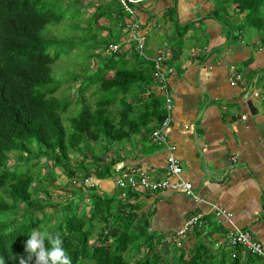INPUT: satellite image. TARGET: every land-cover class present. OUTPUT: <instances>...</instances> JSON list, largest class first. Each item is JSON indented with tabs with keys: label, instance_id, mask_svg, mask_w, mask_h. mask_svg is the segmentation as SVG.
I'll return each instance as SVG.
<instances>
[{
	"label": "trees",
	"instance_id": "trees-1",
	"mask_svg": "<svg viewBox=\"0 0 264 264\" xmlns=\"http://www.w3.org/2000/svg\"><path fill=\"white\" fill-rule=\"evenodd\" d=\"M82 4L83 0H0L3 264H19L21 256L27 260L25 247L31 232L48 231L51 221L52 233L61 238L72 264H152L155 237L148 233V219L137 208L120 203L117 194H85L80 186L71 191L63 186V193L70 195L72 202L67 197L66 203L56 210L48 200L50 190L58 188L51 180L56 169H63L69 179L81 173L85 177L109 179L115 167L125 163L126 150L144 145L151 130L164 119L163 97L151 90L152 61L138 52L128 57L124 48L117 53L108 50L110 44L121 38L126 14L123 10L115 12L110 1L90 19L83 20ZM232 5L242 16L239 19L243 31L242 23L253 32L264 30V0H218L215 11L225 18ZM104 20L109 26L100 27ZM116 30L118 36L114 35ZM103 32L106 36H102ZM260 40L258 44L264 50V35ZM88 45L90 49L81 51ZM97 50L109 52L100 58L96 71H87L79 88L81 98L71 97L82 105V111L72 119V127L67 131L61 115L70 103L56 96L62 83L53 76V70L62 56L77 60L81 52L85 54L84 61L76 65L86 69L91 59L99 57ZM76 65L67 82L76 79ZM263 81L258 80L257 85L264 89ZM89 89L91 96L97 98L93 108L86 104ZM113 107L119 109L116 115L112 113ZM42 158L50 162L49 167L39 162ZM44 194L47 199L43 200ZM86 195L91 202L87 220L74 200ZM34 211L42 213V218L34 216ZM45 248H50L47 241ZM211 251L210 246L200 244L188 260L181 252L170 264L228 263L227 252L215 256ZM253 258L250 262H254ZM239 261L237 256L232 264ZM28 264H36V257Z\"/></svg>",
	"mask_w": 264,
	"mask_h": 264
},
{
	"label": "crops",
	"instance_id": "crops-1",
	"mask_svg": "<svg viewBox=\"0 0 264 264\" xmlns=\"http://www.w3.org/2000/svg\"><path fill=\"white\" fill-rule=\"evenodd\" d=\"M217 2L148 0L137 10L147 34L145 55L151 60L162 52L174 66L175 73L169 76L173 116L165 135L175 146L181 177L204 202L183 193H151L141 188L131 193L128 202H119L145 214L148 233L157 239L201 214L207 223L188 232L190 246L186 240L182 253L203 239L201 244L210 246L212 255L229 254L227 264H232L227 234L235 229L249 232L262 245L263 255L240 252L238 264H264V103L257 85L264 80V50L257 38L244 39L238 23L242 16L235 6L224 18L215 11ZM173 38L181 45L175 46ZM235 72L242 80L231 86ZM248 102L256 115L251 114ZM146 141L133 151L126 150L128 157L119 165H143L152 177H162L168 152ZM234 156L236 161H232ZM94 178L99 194L118 196L113 176ZM216 209L230 212L231 221L218 222Z\"/></svg>",
	"mask_w": 264,
	"mask_h": 264
},
{
	"label": "built area",
	"instance_id": "built-area-1",
	"mask_svg": "<svg viewBox=\"0 0 264 264\" xmlns=\"http://www.w3.org/2000/svg\"><path fill=\"white\" fill-rule=\"evenodd\" d=\"M146 1L148 0H118L121 9L126 14V24L122 29L123 35H128V43H134L136 51L141 56L145 55L147 34L143 31L137 8L142 2ZM123 48L122 44L117 42L110 44L108 50L112 53H117ZM151 61L154 66V86H152L151 90L158 91L163 97L164 119L151 130L147 140L150 145L162 146L168 152L164 166V175L159 178H154L149 173L148 168L143 165L138 167L135 165H117L112 175L114 178V186L119 190L117 197L121 202H128L132 198L130 197L131 193L135 194L141 188L151 193H161L164 191L183 193L196 202H204V199L194 192L192 184L181 177L182 165L173 154L175 146L169 142L165 135V130L170 126L173 116V100L169 90V76L175 73L174 66H172L168 57L162 52H159ZM231 69L234 68L231 67ZM241 80L242 75L235 72L231 76L229 83L231 86H236ZM254 96L257 97L258 94L255 93ZM140 148L142 149V146ZM232 161H236L235 156L232 157ZM80 176L78 186L86 187L88 190H97L99 188V185L94 183V176L85 177L82 173ZM84 192L86 191L84 190ZM214 215L218 222L225 220L230 222L232 218V214L225 209H216ZM206 223L207 221L201 214L193 216L177 231L166 234L163 237V241L176 246L180 250L183 247L184 240L188 236V232L195 227L201 228ZM226 243L232 250V259H235L240 252L259 256L263 255L262 245L254 240L251 234L246 231L235 229L229 232L226 236Z\"/></svg>",
	"mask_w": 264,
	"mask_h": 264
},
{
	"label": "rangeland",
	"instance_id": "rangeland-1",
	"mask_svg": "<svg viewBox=\"0 0 264 264\" xmlns=\"http://www.w3.org/2000/svg\"><path fill=\"white\" fill-rule=\"evenodd\" d=\"M113 2L114 6H113V10L117 13L121 12V7L118 3V0H83V4L81 6L82 8V12L84 13L81 18L83 20H88L92 17L93 14L99 12V9L101 8L100 6L106 7L108 2ZM143 3V2H142ZM68 3H66L65 5H67ZM141 5V4H140ZM122 16V15H120ZM85 22V21H84ZM82 24L83 27H85L87 24ZM128 23H130V21H128ZM240 23V21L238 22ZM100 27L103 26H109L108 21L104 20L103 22H100ZM236 24V23H234ZM241 24V23H240ZM244 25V31H243V35H244V39H248V38H252L255 39L257 38L258 41L260 42L261 37L264 35V30L260 31L259 33H257L256 31L253 32V29L250 27H246L245 23H242ZM254 33V34H251ZM256 33V34H255ZM114 35L118 36V31L116 30ZM242 35V36H243ZM102 36H106V33H102ZM121 38L118 39V42L120 44H122V46L124 47V49H126L129 53H128V57H130L134 52L136 51L135 45L134 43H128V35L124 36L123 35V31H121ZM179 39L177 38H173L171 40L172 43L175 44V46H180L181 43L178 44ZM130 46V47H129ZM130 48H131V52H130ZM90 49V45L84 47V49H82L81 51H84ZM96 53L99 54V57H95V59H91L89 61V63L87 64V68L85 69L84 67H80L79 65H76L79 63V61H84L85 58V54L83 52H81V56H79V58L77 60H75V58H68V56H62V58L60 59L59 63L56 65V67L53 70V76L58 79L61 83L62 86L61 88L56 92V96H58L59 100L62 102H69L70 105L67 109V111L65 113H63L61 115L62 118V122L65 126V129L67 131H70V126L72 127V119L80 112L82 111V105L81 104H76L77 101L73 98H81V92L79 91L80 85L82 84L87 71L91 70L92 72L96 71V69L98 68V63L100 58H103L104 56L108 55V52H105L103 50H97L95 51ZM148 54L151 55L150 52H147ZM76 65V69L75 72V80H69L67 82L68 79L71 78V74L70 71L72 69V67H75ZM83 70H85V72H83ZM65 81V82H64ZM264 82V81H263ZM261 102L264 103V89L261 88ZM91 92L92 89H89L88 91H86L85 94V99H86V104L90 105L92 108L95 107V104L97 102V98L95 96H91ZM160 94V93H158ZM73 100H69V97ZM160 96L162 97V95L160 94ZM119 111V109L117 107H113L112 108V113L113 115H116L117 112ZM115 119L118 120V116L114 117ZM39 162L43 163L45 166L49 167L50 162L46 161L44 158L40 159ZM80 174L77 176V178H68L66 173L63 171V169H56L54 171V177L51 178L52 181H54V183L56 184V186H58V188H53L50 190V196L48 200L51 201L52 203V207L56 208V210H60L61 206H63V204H65L66 202V198L68 197V201L72 202L73 199L70 197V195H66L63 192H65L62 188L63 186H65V189L67 190H74V186H78V183L80 182ZM76 180V181H75ZM48 182V181H46ZM45 182V183H46ZM76 184V185H75ZM59 186H61L59 188ZM81 188L83 190L86 191V194H95L98 192L97 190H88V188L86 187H82ZM42 199H47V196L44 194L41 196ZM72 200V201H71ZM75 200V204L78 203L80 210L82 211L83 214H86L84 216V218L87 220L90 216L89 209H90V199L89 197L83 196V197H76L74 198ZM46 212V210L44 211ZM147 214V213H146ZM34 216H37L39 219L42 218V213H39L38 211H34L33 212ZM144 218H147L145 214H143ZM53 224L54 221H51L50 223V227H49V232L52 233L53 231ZM149 231L151 233H153L152 230ZM193 231H191L190 233H192ZM206 237V235H204ZM74 240L76 239V241H79L76 236H73ZM187 239L184 240L183 242V247L179 250L176 246H173L170 243L164 242L163 241V237L161 238H154L153 240V252H152V256L150 257V260L152 262V264L156 263V264H170L171 262H173L182 252V250H185V241ZM204 240L202 239V241L199 243L197 242L196 245H194L193 247H190L189 250H192L189 252V250L186 249L185 252H183V254L185 255V259L188 260L190 258V256H192L196 250L198 245H200ZM187 243V247H189V242L188 240L186 241ZM143 248H141V252H142ZM144 252V251H143ZM142 252V253H143ZM220 256V255H219ZM157 257V258H155ZM155 260V261H154ZM151 264V263H150Z\"/></svg>",
	"mask_w": 264,
	"mask_h": 264
},
{
	"label": "clouds",
	"instance_id": "clouds-1",
	"mask_svg": "<svg viewBox=\"0 0 264 264\" xmlns=\"http://www.w3.org/2000/svg\"><path fill=\"white\" fill-rule=\"evenodd\" d=\"M45 241L50 248H45ZM25 251L29 254L28 259L21 256L19 264H28L33 256L36 257V264H72L71 257L62 246L61 238L47 230H33L26 241ZM0 264H3L2 260Z\"/></svg>",
	"mask_w": 264,
	"mask_h": 264
},
{
	"label": "water",
	"instance_id": "water-1",
	"mask_svg": "<svg viewBox=\"0 0 264 264\" xmlns=\"http://www.w3.org/2000/svg\"><path fill=\"white\" fill-rule=\"evenodd\" d=\"M250 94H251V92H248L247 95H246V97H249ZM247 105L249 107V110H250L251 114L252 115H256L257 114V111L255 110L253 104L251 102H248Z\"/></svg>",
	"mask_w": 264,
	"mask_h": 264
}]
</instances>
